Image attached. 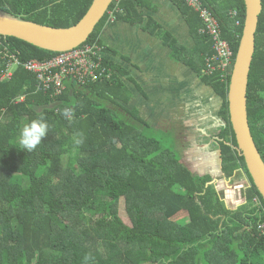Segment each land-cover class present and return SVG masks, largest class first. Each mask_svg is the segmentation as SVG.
<instances>
[{"label": "trees", "instance_id": "trees-1", "mask_svg": "<svg viewBox=\"0 0 264 264\" xmlns=\"http://www.w3.org/2000/svg\"><path fill=\"white\" fill-rule=\"evenodd\" d=\"M93 1L0 0V12L69 28L82 20ZM202 1L220 19L235 61L245 22L244 1ZM148 2L120 3L124 13L118 23L143 24ZM172 2L199 43L191 51L169 33L161 37L173 59L191 67L222 98L221 115L227 124L217 141L222 171L227 179L242 172L248 177L250 185L243 192L247 204L230 210L211 175L196 174L179 151L164 147L150 128L144 129L147 125L137 109L129 108L130 91L123 82L127 72L103 40L108 14L85 45L99 49L110 79L99 77L85 85L66 81V91L57 97L37 92V77L23 67L11 79L1 76L4 59L12 55L25 64L59 53L0 36V113L5 112L0 121V264H264V236L259 231L264 211L253 201L258 198L264 207V199L230 126L232 74L227 83L220 81V72L204 74L206 57L215 54L209 37L200 33L204 23L181 0ZM147 30L152 36L162 31L153 20ZM66 107L72 109L70 118L63 115ZM248 113L264 160V0ZM40 117L49 124L46 137L31 152L19 149L15 142L22 122ZM78 139L83 143L77 145ZM122 205L131 226L121 215Z\"/></svg>", "mask_w": 264, "mask_h": 264}, {"label": "crops", "instance_id": "crops-1", "mask_svg": "<svg viewBox=\"0 0 264 264\" xmlns=\"http://www.w3.org/2000/svg\"><path fill=\"white\" fill-rule=\"evenodd\" d=\"M148 3L143 24L132 26L120 21L109 25L103 35L107 46L118 54L115 62L127 72L123 82L130 91L129 108L137 109L147 125L144 129L166 137L173 144L171 149L179 151L183 163L196 174L211 175L227 206L240 208L250 183L242 172L234 176L241 183L225 185L234 177L227 179L223 174L217 142L226 126L221 115L224 102L191 67L173 59L161 35H173L179 45L191 51L199 43L198 37L192 35L185 16L172 1ZM150 20L161 25L157 36L146 31Z\"/></svg>", "mask_w": 264, "mask_h": 264}, {"label": "water", "instance_id": "water-1", "mask_svg": "<svg viewBox=\"0 0 264 264\" xmlns=\"http://www.w3.org/2000/svg\"><path fill=\"white\" fill-rule=\"evenodd\" d=\"M243 1L245 22L228 92L229 120L237 141V149L264 199V160L256 146L248 113L249 79L256 53L263 0ZM113 2L114 0H94L82 20L69 28L40 25L0 12V36L13 37L53 53L71 51L87 43Z\"/></svg>", "mask_w": 264, "mask_h": 264}, {"label": "built area", "instance_id": "built-area-1", "mask_svg": "<svg viewBox=\"0 0 264 264\" xmlns=\"http://www.w3.org/2000/svg\"><path fill=\"white\" fill-rule=\"evenodd\" d=\"M127 0H118L120 3ZM193 7L204 21L205 28L201 30L202 35L209 36L213 42L212 49L215 54L212 57H206V68L204 74L210 76L215 72H220L219 79L227 83L229 74L233 72L235 52L232 46L223 38L222 29L215 14L204 7L200 0H185ZM112 22L115 17H112ZM90 45H82L74 50L59 53L54 58L38 61L31 60L25 64L12 55L5 58L6 69L2 72L1 80H7L14 77L15 71L23 67L28 72L37 77V92L51 94L53 97L60 96L66 91V81L76 84L95 82L101 77L102 81L110 79L108 70L102 65L100 51ZM5 51H8L5 49ZM99 60H95V58ZM24 97L20 98L23 101ZM256 203H260L255 200ZM259 231L264 236V222L260 224Z\"/></svg>", "mask_w": 264, "mask_h": 264}, {"label": "clouds", "instance_id": "clouds-1", "mask_svg": "<svg viewBox=\"0 0 264 264\" xmlns=\"http://www.w3.org/2000/svg\"><path fill=\"white\" fill-rule=\"evenodd\" d=\"M200 1H201V3L203 4L204 7L209 9V7L206 6L203 3L202 0H200ZM212 12L214 13V11H212ZM122 13H124L123 9L120 6L117 7V5H116L115 8L109 9L107 14L110 16V18H109V22H108L107 27H109V25L111 26V25H114L115 23H117L118 22L117 18L119 16V14H122ZM112 17H115V21L114 22L111 21ZM72 114H73L72 113V109L69 108V107H66L63 110V115L65 117L70 118L72 116ZM4 115H5V112H1L0 113V121L4 118ZM48 131H49V124L46 122V120L43 117H40L38 119H33L31 121L25 120V121L22 122V125L20 127V131H19V135H18L17 140H16L15 143L18 145L19 149L26 150L27 152H31V151L35 150L38 145L41 144L42 139L46 137ZM80 135L82 136V134H80ZM81 143H83L82 139L76 140V144L77 145H79ZM255 200L259 201V199L255 198L253 200L254 201V206L256 208L258 207V208L262 209V211H264L263 205L261 203H256ZM245 205H246V203H245ZM86 259H87V257H86Z\"/></svg>", "mask_w": 264, "mask_h": 264}, {"label": "rangeland", "instance_id": "rangeland-1", "mask_svg": "<svg viewBox=\"0 0 264 264\" xmlns=\"http://www.w3.org/2000/svg\"><path fill=\"white\" fill-rule=\"evenodd\" d=\"M169 1H172V0H169ZM181 2L186 6V7H188L189 9H191L194 13H196L199 17H200V19L203 21V19L201 18V16H200V13H198L193 7H191L185 0H181ZM177 7V6H176ZM216 16V15H215ZM216 18H217V20L219 21L220 19L218 18V16H216ZM203 23H204V21H203ZM219 24H220V26H221V23H220V21H219ZM112 26V25H111ZM204 26H205V24H204ZM221 29H222V26H221ZM222 35H223V38H224V33H223V29H222ZM209 37V36H208ZM225 39V38H224ZM209 40L211 41V39H210V37H209ZM226 40V39H225ZM227 41V40H226ZM212 42V41H211ZM228 42V41H227ZM229 43V42H228ZM230 44V43H229ZM212 45H213V42H212ZM231 45V44H230ZM234 58H235V56H234ZM236 60V59H235ZM150 134H151V136L155 139V140H158V141H161L162 143H163V145L165 146V147H168L169 149L171 148V146H173V144H171V143H169V141L167 140V138L166 137H163L162 135H161V133H159L158 131H151L150 132ZM199 174H201L200 172H198ZM202 175V174H201ZM247 177V176H246ZM224 178V177H223ZM248 178V177H247ZM236 183V182H238V183H241V181H239V178L238 177H234L233 178V180H231L230 182H225V185H226V187H228L229 185H232L233 183ZM244 200H245V203L247 204V200H246V198L244 197L243 198ZM242 199V200H243ZM244 203V204H245ZM125 207V206H124ZM227 207H229V209L230 210H237V209H239V208H237V207H234V206H227ZM121 215H122V217H123V219H124V221H125V223H127L128 225H130L131 226V222H130V220H129V218L125 215V213H124V209H123V205H122V211H121Z\"/></svg>", "mask_w": 264, "mask_h": 264}]
</instances>
